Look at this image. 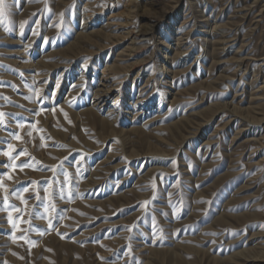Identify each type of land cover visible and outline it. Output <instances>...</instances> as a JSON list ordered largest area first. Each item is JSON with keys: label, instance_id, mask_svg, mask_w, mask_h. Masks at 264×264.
I'll list each match as a JSON object with an SVG mask.
<instances>
[{"label": "rangeland", "instance_id": "rangeland-1", "mask_svg": "<svg viewBox=\"0 0 264 264\" xmlns=\"http://www.w3.org/2000/svg\"><path fill=\"white\" fill-rule=\"evenodd\" d=\"M5 6L0 264H264V0Z\"/></svg>", "mask_w": 264, "mask_h": 264}, {"label": "snow or ice", "instance_id": "snow-or-ice-1", "mask_svg": "<svg viewBox=\"0 0 264 264\" xmlns=\"http://www.w3.org/2000/svg\"><path fill=\"white\" fill-rule=\"evenodd\" d=\"M5 7H6L5 6V0H0V17L3 16ZM11 151H15V150L12 149Z\"/></svg>", "mask_w": 264, "mask_h": 264}, {"label": "bare ground", "instance_id": "bare-ground-1", "mask_svg": "<svg viewBox=\"0 0 264 264\" xmlns=\"http://www.w3.org/2000/svg\"><path fill=\"white\" fill-rule=\"evenodd\" d=\"M263 14H264V13H263ZM263 23H264V22H263ZM109 94H110V93H108V94L106 93V95H109ZM246 260H247V259H246ZM252 261H253V260H252ZM246 262H247V261H246Z\"/></svg>", "mask_w": 264, "mask_h": 264}]
</instances>
